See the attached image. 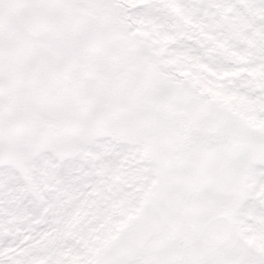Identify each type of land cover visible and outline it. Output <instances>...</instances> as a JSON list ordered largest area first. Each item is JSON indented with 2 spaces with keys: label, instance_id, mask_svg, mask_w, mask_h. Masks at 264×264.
I'll return each instance as SVG.
<instances>
[{
  "label": "rangeland",
  "instance_id": "obj_1",
  "mask_svg": "<svg viewBox=\"0 0 264 264\" xmlns=\"http://www.w3.org/2000/svg\"><path fill=\"white\" fill-rule=\"evenodd\" d=\"M192 8L206 19L214 1L196 0ZM130 12L114 0H0V166L17 172L33 196L31 178L47 152L59 168L95 139L142 144L146 161L159 167L157 183L140 216L93 264H128L127 254L134 255L130 264H264V248L245 235L249 207L264 211V195H253L258 182L264 192V91L253 92L262 99L258 125L195 94L169 74L162 54L142 43ZM225 25L229 42L250 37L264 48L250 31L235 30L228 19ZM110 29V37H96ZM108 39L138 55L129 64L134 85L119 96L118 114L105 120L97 85L81 89L69 67L84 51L95 67L105 51L98 44ZM177 113L178 124L193 130L190 151L171 131ZM37 121L63 124L65 134H40Z\"/></svg>",
  "mask_w": 264,
  "mask_h": 264
},
{
  "label": "trees",
  "instance_id": "obj_2",
  "mask_svg": "<svg viewBox=\"0 0 264 264\" xmlns=\"http://www.w3.org/2000/svg\"><path fill=\"white\" fill-rule=\"evenodd\" d=\"M114 1L131 10L170 73L196 93L241 108L252 122L261 120L262 101L251 92L264 91V48L249 37L243 44L229 42L224 20L264 40V0H214L217 10L206 19L192 8L196 0ZM150 3L155 12L143 10ZM214 45L228 49L214 54ZM51 161L46 154L45 167L39 164L31 178L34 197L17 172L0 166V264H93L139 216L158 175L142 146L108 140L95 141L59 168ZM260 185L254 196L264 195ZM249 214L247 241L263 249L264 211L256 204Z\"/></svg>",
  "mask_w": 264,
  "mask_h": 264
},
{
  "label": "flooded vegetation",
  "instance_id": "obj_3",
  "mask_svg": "<svg viewBox=\"0 0 264 264\" xmlns=\"http://www.w3.org/2000/svg\"><path fill=\"white\" fill-rule=\"evenodd\" d=\"M110 42L112 43L109 44ZM113 42L114 40L110 39L102 41L100 47L107 49L101 52L100 59L95 63V67L93 66L94 63L89 60L87 51L82 52L78 57L79 61L69 67V77H71L72 82L80 83L81 89L87 83L97 84L98 114L105 120L106 117H115L118 114L120 110L119 96L128 95L127 86H133L135 80V78H131L133 68L129 66L131 62L134 63L131 50L128 46L114 44ZM88 52L90 58L93 57V52L91 50ZM139 69L146 75L144 68ZM176 116V125L172 130L187 132V129L180 127V124H178L180 120L183 121L182 116H179L178 113ZM38 125L41 130L46 131L52 137L63 135L66 131L65 125L54 124L52 121Z\"/></svg>",
  "mask_w": 264,
  "mask_h": 264
}]
</instances>
